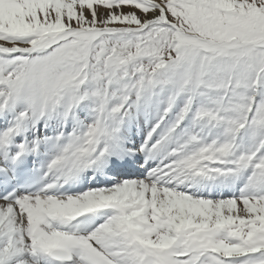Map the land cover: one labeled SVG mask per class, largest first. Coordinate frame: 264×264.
<instances>
[{
	"label": "snow or ice",
	"instance_id": "6c2138e0",
	"mask_svg": "<svg viewBox=\"0 0 264 264\" xmlns=\"http://www.w3.org/2000/svg\"><path fill=\"white\" fill-rule=\"evenodd\" d=\"M0 264H264V0H0Z\"/></svg>",
	"mask_w": 264,
	"mask_h": 264
}]
</instances>
